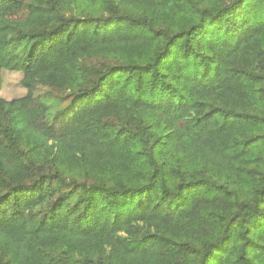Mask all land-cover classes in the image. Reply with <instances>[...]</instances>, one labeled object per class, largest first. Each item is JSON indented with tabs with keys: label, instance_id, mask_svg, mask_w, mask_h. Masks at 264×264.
<instances>
[{
	"label": "trees",
	"instance_id": "trees-1",
	"mask_svg": "<svg viewBox=\"0 0 264 264\" xmlns=\"http://www.w3.org/2000/svg\"><path fill=\"white\" fill-rule=\"evenodd\" d=\"M0 264H264V0H0Z\"/></svg>",
	"mask_w": 264,
	"mask_h": 264
},
{
	"label": "rangeland",
	"instance_id": "rangeland-1",
	"mask_svg": "<svg viewBox=\"0 0 264 264\" xmlns=\"http://www.w3.org/2000/svg\"><path fill=\"white\" fill-rule=\"evenodd\" d=\"M20 75L8 74L6 75L5 85L3 88V95L11 99L13 97H19L24 94L21 87H19Z\"/></svg>",
	"mask_w": 264,
	"mask_h": 264
}]
</instances>
